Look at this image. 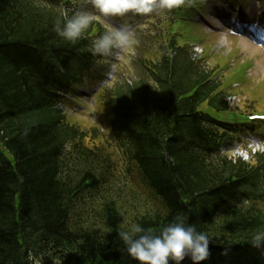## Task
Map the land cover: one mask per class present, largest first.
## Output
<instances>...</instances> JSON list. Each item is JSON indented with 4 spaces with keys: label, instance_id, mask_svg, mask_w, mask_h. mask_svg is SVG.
Returning a JSON list of instances; mask_svg holds the SVG:
<instances>
[{
    "label": "trees",
    "instance_id": "1",
    "mask_svg": "<svg viewBox=\"0 0 264 264\" xmlns=\"http://www.w3.org/2000/svg\"><path fill=\"white\" fill-rule=\"evenodd\" d=\"M43 10L35 0H0V264H30V255L43 264H138L117 232L121 212L147 203L125 188L117 154L157 199L130 224L158 229L179 215L208 235L206 264H264L248 243L264 230V156H213L225 136L217 127L231 126L220 121L232 107L219 84L170 29L163 39L177 56L141 60L159 87L116 85L105 102L113 138H102L60 108L61 93L83 84L77 69L91 61L88 41L57 36L64 21ZM241 105L264 110V88Z\"/></svg>",
    "mask_w": 264,
    "mask_h": 264
},
{
    "label": "clouds",
    "instance_id": "2",
    "mask_svg": "<svg viewBox=\"0 0 264 264\" xmlns=\"http://www.w3.org/2000/svg\"><path fill=\"white\" fill-rule=\"evenodd\" d=\"M193 0H88L91 10H77L66 16L53 31L63 40L75 43L90 26L104 20L105 31L93 41L95 55L118 57L138 43L136 29L129 21L166 15L182 5L191 6ZM112 21H115L113 23ZM264 149V144L254 150ZM130 258L138 264H206L211 252L208 235L194 224L176 216L164 226L154 229L140 223H131L117 232ZM250 247L264 257V230L257 229L249 238ZM223 255H228L225 250ZM30 264H43L42 255H30Z\"/></svg>",
    "mask_w": 264,
    "mask_h": 264
},
{
    "label": "rangeland",
    "instance_id": "3",
    "mask_svg": "<svg viewBox=\"0 0 264 264\" xmlns=\"http://www.w3.org/2000/svg\"><path fill=\"white\" fill-rule=\"evenodd\" d=\"M224 5V7L222 6ZM255 4H253L250 8L244 9L240 3L239 0L234 4L233 7H227L228 2L227 0H211L208 2V7L205 10V15L206 17L211 21V23L214 26L218 25H223L225 26L221 21L220 17L224 16L226 13L230 12H236V11H241V12H250L251 10L253 12H256L257 9H255ZM91 5H86V6H74V11L77 10H90ZM215 9V10H214ZM263 11V10H262ZM134 22L136 25L140 24V21L137 20V18L134 20L129 21V23ZM152 18H146L144 20L143 25L138 26V30H136L137 33V40L138 42L142 40L145 34H147L150 30L153 29L152 26ZM103 25L106 27L105 22H103ZM189 28L191 29L192 32H195L197 27L194 25H190ZM207 37H211L213 39V42L215 43L214 47V54L220 53L222 55H226L227 53L230 52H238L239 56H241L244 59H253V67L248 73V77L250 80V86H258L260 83H264V65L259 66L258 62L261 60L262 56L261 53H264V50L261 49V47H258V50L253 49L252 51L246 50V47L244 46L247 44L245 41L246 39L243 37H233L229 36L226 30H224L220 34H210L206 32ZM248 41V40H247ZM249 42V41H248ZM250 43V42H249ZM252 44V43H251ZM139 54L137 44L133 46V48L126 50L122 54H120L119 59H122V66H123V71L126 73L127 78H140V71L138 67L135 65L134 60ZM111 79V77L109 78ZM119 79H123L121 76ZM118 79V80H119ZM116 80V81H118ZM115 81V82H116ZM104 83V81L100 82L99 85ZM263 85V84H262ZM82 90V89H81ZM80 90V91H81ZM94 89L93 88H88L85 92H80V96L82 99L85 101L86 104H88L92 108V112L94 115H97V119L99 114L101 113L100 108H94V103H93V96H94ZM250 98V97H249ZM238 101V99H236ZM70 111H73L77 114L76 118L79 120H88L91 117V113L87 110H82L78 108L76 105L71 103L70 105ZM72 113V112H71ZM245 136H244V141H245ZM247 147H250V143L248 141L247 144H245ZM131 182V179H127L123 182V184H126L125 188H127L129 183ZM128 189V188H127ZM133 193L136 195L137 199H140L143 201V203H147V205H138L132 204V209L129 211V213H123L121 212L122 218L123 219V226L126 228L130 224V219H127L128 217L133 216L135 213H143L145 211H150L151 205H155L154 201L149 198V196L142 191H133ZM155 209V207H153ZM52 264H58L57 262H54Z\"/></svg>",
    "mask_w": 264,
    "mask_h": 264
},
{
    "label": "bare ground",
    "instance_id": "4",
    "mask_svg": "<svg viewBox=\"0 0 264 264\" xmlns=\"http://www.w3.org/2000/svg\"><path fill=\"white\" fill-rule=\"evenodd\" d=\"M232 18H233V19H237L236 17H232ZM233 23H236V22L233 21ZM250 26H251L252 29H257V27H256L254 24H252V23L250 24ZM261 42H262V44L264 45V39H263ZM263 63H264V59H263V61H261V62L259 63V65H260V64H263Z\"/></svg>",
    "mask_w": 264,
    "mask_h": 264
}]
</instances>
